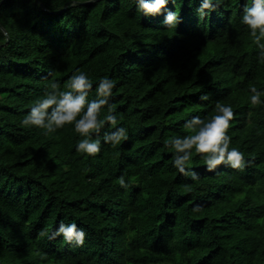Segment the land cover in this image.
Segmentation results:
<instances>
[{"label": "trees", "instance_id": "16d2710c", "mask_svg": "<svg viewBox=\"0 0 264 264\" xmlns=\"http://www.w3.org/2000/svg\"><path fill=\"white\" fill-rule=\"evenodd\" d=\"M199 2L169 0L173 31L131 0H0V264H264V106L250 108L244 91L264 88V64L237 0L203 20ZM76 70L114 80L129 129L95 157L75 151L71 126L44 135L20 125L50 79L63 85ZM218 101L233 106L229 134L248 163L206 172L194 153L193 183L161 140ZM61 220L85 229L83 246L49 239Z\"/></svg>", "mask_w": 264, "mask_h": 264}, {"label": "clouds", "instance_id": "9594fccd", "mask_svg": "<svg viewBox=\"0 0 264 264\" xmlns=\"http://www.w3.org/2000/svg\"><path fill=\"white\" fill-rule=\"evenodd\" d=\"M35 2V0H33ZM92 0H65L70 9L81 7ZM183 0H179L182 3ZM176 3V0H173ZM230 0H200L194 9L200 20L206 19L219 6ZM240 4L239 25L246 32L249 43L255 52L258 64H264V0H237ZM169 0H131V9L140 17L163 15L161 26L164 30L177 29L180 23L179 11L170 10ZM178 5V4H177ZM117 87L109 75L101 76L94 84L88 74L76 70L62 85L61 81L50 79L43 94L32 101L31 106L20 120L26 129H39L44 135L57 133L71 126L77 134L75 151L84 156L95 157L102 145L116 147L129 139V129L124 118L119 115L112 103ZM247 104L250 108L264 106V88L255 84L247 85ZM207 93L199 96L201 102L209 101ZM236 113L230 103L217 102L210 113L191 114L184 119L182 132L166 134L161 143L171 152L170 167L193 183L199 181V174L193 169V154L203 161L206 172H214L218 166L242 170L248 163L244 153L235 146L229 129ZM103 130V131H102ZM120 188L127 190L129 182L125 175L118 177ZM199 210L194 205L192 211ZM86 232L77 222L61 220L51 231L49 239L61 238L62 242L77 247L83 246Z\"/></svg>", "mask_w": 264, "mask_h": 264}]
</instances>
